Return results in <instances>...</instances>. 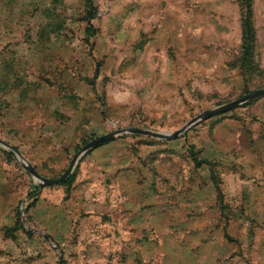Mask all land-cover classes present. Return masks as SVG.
<instances>
[{
	"label": "rangeland",
	"instance_id": "obj_1",
	"mask_svg": "<svg viewBox=\"0 0 264 264\" xmlns=\"http://www.w3.org/2000/svg\"><path fill=\"white\" fill-rule=\"evenodd\" d=\"M246 1L0 0V139L56 178L100 135L175 132L263 88L264 0L248 56ZM66 180L41 186L0 147V264H119L132 225L137 264H255L264 94L173 139L118 134ZM97 220L121 240L86 242Z\"/></svg>",
	"mask_w": 264,
	"mask_h": 264
},
{
	"label": "water",
	"instance_id": "obj_2",
	"mask_svg": "<svg viewBox=\"0 0 264 264\" xmlns=\"http://www.w3.org/2000/svg\"><path fill=\"white\" fill-rule=\"evenodd\" d=\"M264 94V87L263 88H259L256 89L255 91H252L248 94H246L245 96L229 102L221 107L218 108H214L212 110L209 111H205L203 113H201V115L197 118H195L194 120L190 121L188 123V125H186L185 127L175 131V132H155L152 130H148V129H143V128H133V129H118L115 130L113 132H109L106 133L104 135H100L97 138L91 140L90 142H88L86 145H84L80 152L78 154H76L74 156V158L71 160L69 166L67 167V169L63 172V174L59 177H44L43 175H41L22 155L21 153H19L11 144H9L8 142L0 139V147H4L6 149L9 150V152H11L16 159H18L21 163L22 166L27 170V172L32 175L34 177V179L36 180V182L43 186H53V185H58L63 183L72 173L75 165L78 163V161L92 148L96 147L99 144H102L110 139H112L114 136L121 134V133H135V134H142V135H146V136H151V137H156V138H161V139H173L177 136H179L181 133H183L186 129H188L189 127H191L193 124H195L196 122L203 120V119H207L210 118L214 115L220 114V113H224L227 111H230L236 107H238L239 105L248 102L249 100L263 95Z\"/></svg>",
	"mask_w": 264,
	"mask_h": 264
},
{
	"label": "crops",
	"instance_id": "obj_3",
	"mask_svg": "<svg viewBox=\"0 0 264 264\" xmlns=\"http://www.w3.org/2000/svg\"><path fill=\"white\" fill-rule=\"evenodd\" d=\"M263 203H261V211L259 214V220L261 221V223L264 224V201H262ZM89 203V200L87 199V205ZM101 205H98V207H100ZM2 208V207H1ZM0 208V215L2 214V210ZM100 210V209H99ZM99 213H102L100 211H98ZM128 220V219H127ZM101 221V220H100ZM129 221V220H128ZM127 221V222H128ZM14 220L10 219L9 221H4L1 220L0 218V227H11L14 224ZM98 222V225L96 224ZM97 222L95 223V227L92 228V230L90 231V235H92V237L87 240L86 242L89 241H102L105 238H112V240H117L116 238H118V236H120V238H118L119 240H121V235L115 233L116 230V226L113 225L111 223V227H114V230H108L105 231L106 234H108L109 236L107 237L106 235L103 236V234H105L104 232H102V227L100 228V224H99V220H97ZM102 225V224H101ZM89 226V225H88ZM133 225L131 227H129V230L131 231V233L129 234V237H124L125 239V252L124 255H122V258H125V262L120 261L121 257H117V260L120 261L119 264H137V261H140V258L142 259H148L147 258V252L150 247V241H147L144 239V228H139L135 233L132 232ZM264 231V229H263ZM162 231H158V233H160ZM112 233V236H111ZM157 235V233H156ZM161 235H164L163 233H161ZM115 238V239H114ZM136 242V244L138 245L139 248H141L140 250H136L135 251V247H134V243ZM138 249V248H136ZM179 251L181 253H185L187 251V246L184 245V247L180 246ZM119 255V254H118ZM117 255V256H118ZM254 262L255 264H264V232L260 235L259 238H257L255 240V246H254ZM137 260V261H136ZM144 261V260H143ZM242 264H245V262H243Z\"/></svg>",
	"mask_w": 264,
	"mask_h": 264
},
{
	"label": "trees",
	"instance_id": "obj_4",
	"mask_svg": "<svg viewBox=\"0 0 264 264\" xmlns=\"http://www.w3.org/2000/svg\"><path fill=\"white\" fill-rule=\"evenodd\" d=\"M245 4H246V11L243 14V19H242V28H243L242 39H243V55L248 56L251 54L253 50V46L256 40V32L253 25L252 1L247 0Z\"/></svg>",
	"mask_w": 264,
	"mask_h": 264
}]
</instances>
